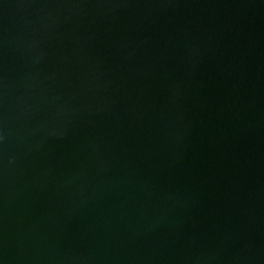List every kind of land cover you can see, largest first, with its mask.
Returning a JSON list of instances; mask_svg holds the SVG:
<instances>
[{
	"label": "water",
	"instance_id": "95a60500",
	"mask_svg": "<svg viewBox=\"0 0 264 264\" xmlns=\"http://www.w3.org/2000/svg\"><path fill=\"white\" fill-rule=\"evenodd\" d=\"M0 264H264V0H0Z\"/></svg>",
	"mask_w": 264,
	"mask_h": 264
}]
</instances>
